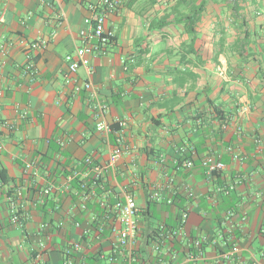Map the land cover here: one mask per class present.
<instances>
[{"label": "crops", "instance_id": "1", "mask_svg": "<svg viewBox=\"0 0 264 264\" xmlns=\"http://www.w3.org/2000/svg\"><path fill=\"white\" fill-rule=\"evenodd\" d=\"M98 1L0 0V165L9 177L0 180V264H127L124 253L107 258L120 224L103 190L109 203L123 190L134 197L141 264H161L150 243L184 208L171 264H191V239L201 240L197 264H264V0H120L105 17L110 42L89 54L91 72L80 67L67 81L64 56L81 45ZM86 79L106 122L123 121L124 133L104 188L85 197L73 177L87 174L86 157L106 164L115 140L95 129L87 91L74 88ZM207 155L224 168L208 172ZM233 245L238 252L220 256Z\"/></svg>", "mask_w": 264, "mask_h": 264}, {"label": "built area", "instance_id": "2", "mask_svg": "<svg viewBox=\"0 0 264 264\" xmlns=\"http://www.w3.org/2000/svg\"><path fill=\"white\" fill-rule=\"evenodd\" d=\"M120 0H99L95 4H90L89 8L92 11L90 17L84 19L87 24L86 31L83 32L81 45L76 46L74 53H68L64 56V60L67 63L68 73L66 80L68 81L70 76L74 74L78 68L84 67L89 74L91 72L89 68V54L94 51H100L112 38V33L105 27V17L108 13L116 10L119 5ZM32 47H36V43L31 44ZM74 88L76 91L85 89L88 93L90 106L95 110L96 121L95 129L101 132L105 137L114 133L115 140L113 146L108 152V159L106 164H99L93 161L90 157H86L84 162L88 166V170L93 176V185L90 189L94 193V187L102 184V173L107 166H111L114 161L122 153V137L124 133V122L118 121V127L113 128L104 119V113L107 110L106 104L102 103L98 97V92L95 85L90 79H86L82 84H75ZM202 165L206 168L208 172L219 171L224 168L222 161L214 158L211 155H207L202 159ZM185 167H190L192 162L190 160H185L182 162ZM24 168L29 170L32 168V162L25 163ZM233 189V185L224 187L223 192L228 193ZM50 191L49 187L42 190L44 194H48ZM110 190H103V194L100 198V202L104 207L110 208L114 215L116 216L120 226L117 231V242L111 252L108 254L107 258L109 260H115L117 254L124 253L125 260L127 264H141L140 254L135 247V239L137 232V207L134 197L122 191V197H115L112 203L107 201V195ZM20 194V193H18ZM86 197V194H85ZM168 203L171 199L167 200ZM10 206L15 208V199L10 200ZM187 209H181L179 214V221L176 227L171 228H161L160 233L150 243L151 251L155 252L157 255V261L161 264H171L174 260H177V251H175L174 243L177 241L183 242L184 231H182L184 224L187 220ZM18 218V213L15 211L13 213L12 219L16 221ZM194 249L187 248L185 252V261L191 262V264H197V259L201 255V240L193 239ZM43 245V242L41 243ZM73 248L79 249L80 243L75 242ZM239 248L237 245H233L228 251L223 252L220 256L224 258H229L234 253L238 252ZM102 257V255H100ZM64 264H71L69 258H65Z\"/></svg>", "mask_w": 264, "mask_h": 264}, {"label": "trees", "instance_id": "3", "mask_svg": "<svg viewBox=\"0 0 264 264\" xmlns=\"http://www.w3.org/2000/svg\"><path fill=\"white\" fill-rule=\"evenodd\" d=\"M84 169H86L87 171V174L85 176H74L73 177V185L74 187H76V189L79 191V192H85L88 193L90 191V189L92 188V185H93V176L92 174L90 173V171L88 170V166L85 167ZM0 180L2 183H5L9 180V177L6 175V170L3 166L0 165ZM100 189V185H97L96 187H94V189ZM13 192V193H12ZM14 191L13 189L12 190H9L7 192V195L8 196H14ZM193 239H191L187 244V248H190V249H194V246H193ZM182 242L181 241H177L174 243V247L178 248V246H182ZM202 247V246H201ZM183 249H185V246L183 247ZM178 250V249H177Z\"/></svg>", "mask_w": 264, "mask_h": 264}]
</instances>
